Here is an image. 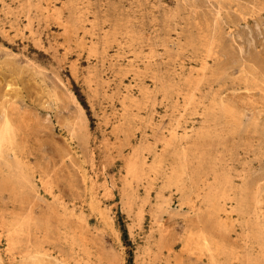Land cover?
<instances>
[{
	"label": "rangeland",
	"instance_id": "1",
	"mask_svg": "<svg viewBox=\"0 0 264 264\" xmlns=\"http://www.w3.org/2000/svg\"><path fill=\"white\" fill-rule=\"evenodd\" d=\"M0 132V264H264V0H0Z\"/></svg>",
	"mask_w": 264,
	"mask_h": 264
},
{
	"label": "bare ground",
	"instance_id": "2",
	"mask_svg": "<svg viewBox=\"0 0 264 264\" xmlns=\"http://www.w3.org/2000/svg\"><path fill=\"white\" fill-rule=\"evenodd\" d=\"M91 21V20H90ZM118 21V20H117ZM120 21V20H119ZM115 23V22H114ZM148 38V36H147ZM149 56V55H148ZM154 56V55H153ZM150 57V56H149ZM151 58V57H150ZM149 60V58H148ZM147 61V60H146ZM153 64V63H152ZM146 65V64H145ZM151 65V64H150ZM149 68V67H147ZM152 69V68H151ZM150 70V69H149ZM154 70V69H153ZM156 70V69H155ZM156 74V73H155ZM146 90V89H144ZM173 138L169 141V143L176 141L174 144V152L173 155L176 157V160L179 162V166H176V168L173 171L172 176L168 179V183L172 186L176 187V193L180 194V199H186V200H192V195L194 194V190L191 187L192 179L193 177H189V173L187 171V168L185 166V163H187L189 150L186 149L181 143V140H178V135H173ZM174 139V140H173ZM173 140V141H172ZM4 143V137H2V133L0 132V146H2ZM169 144H167L168 147ZM173 156V157H174ZM137 161V160H136ZM160 163L159 160L155 157L154 163ZM137 163V162H136ZM152 166V165H151ZM135 169H137L136 166H133L131 171L135 174ZM243 189V188H242ZM241 189V190H242ZM198 196V194H197ZM211 199V197H210ZM208 199V201L210 200Z\"/></svg>",
	"mask_w": 264,
	"mask_h": 264
}]
</instances>
